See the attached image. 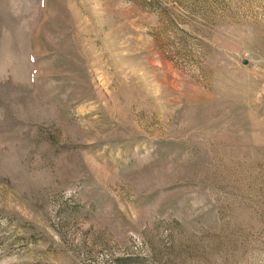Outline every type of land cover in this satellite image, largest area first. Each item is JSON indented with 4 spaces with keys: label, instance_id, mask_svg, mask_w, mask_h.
Segmentation results:
<instances>
[{
    "label": "rangeland",
    "instance_id": "obj_1",
    "mask_svg": "<svg viewBox=\"0 0 264 264\" xmlns=\"http://www.w3.org/2000/svg\"><path fill=\"white\" fill-rule=\"evenodd\" d=\"M264 0H0V264H264Z\"/></svg>",
    "mask_w": 264,
    "mask_h": 264
},
{
    "label": "crops",
    "instance_id": "obj_2",
    "mask_svg": "<svg viewBox=\"0 0 264 264\" xmlns=\"http://www.w3.org/2000/svg\"><path fill=\"white\" fill-rule=\"evenodd\" d=\"M262 124H263V127H264V106H263V110H262Z\"/></svg>",
    "mask_w": 264,
    "mask_h": 264
}]
</instances>
